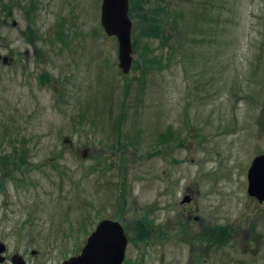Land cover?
<instances>
[{
    "label": "rangeland",
    "instance_id": "1",
    "mask_svg": "<svg viewBox=\"0 0 264 264\" xmlns=\"http://www.w3.org/2000/svg\"><path fill=\"white\" fill-rule=\"evenodd\" d=\"M150 1L170 42L142 38L133 11L123 74L102 0H0V231L43 264L80 255L104 218L125 227V264H264V202L247 191L264 0ZM145 58L160 64L144 75Z\"/></svg>",
    "mask_w": 264,
    "mask_h": 264
},
{
    "label": "water",
    "instance_id": "2",
    "mask_svg": "<svg viewBox=\"0 0 264 264\" xmlns=\"http://www.w3.org/2000/svg\"><path fill=\"white\" fill-rule=\"evenodd\" d=\"M101 24L109 37H116L119 44V64L123 74L133 66V22L130 18V0H102ZM16 25V23H14ZM65 143L71 142L67 138ZM248 192L260 202H264V154L255 158L249 168ZM186 196L183 203H190ZM80 255L65 260L63 264H123L128 245L124 227L119 222L102 220L88 238Z\"/></svg>",
    "mask_w": 264,
    "mask_h": 264
},
{
    "label": "trees",
    "instance_id": "3",
    "mask_svg": "<svg viewBox=\"0 0 264 264\" xmlns=\"http://www.w3.org/2000/svg\"><path fill=\"white\" fill-rule=\"evenodd\" d=\"M143 1L145 2H151L150 0H131V9H130V12H131V15L132 13L136 12V16L138 17V19H140L139 21L141 22L140 23V27H139V32H140V36L142 38L144 37H147L148 39H159L160 41H162V44L163 46L167 43H169V36H166L164 34V28L167 24V21H166V15L162 16V14L165 12H163V9L161 7H156L155 8V11H157L156 13L153 11V13L151 11H149L147 14L144 12L145 9H143ZM33 6H35L34 2H33ZM134 11V12H133ZM10 15L11 12L9 11ZM158 13H162V14H158ZM61 26V25H60ZM30 34L31 36L33 37L34 35V31L31 29L30 31ZM31 37V38H32ZM135 40V38H134ZM134 47H136V41H134ZM149 49L146 50V54L148 55L149 53ZM138 62H136L137 64ZM144 65H141L140 63H138L139 65V68L141 70V72L145 75L146 72H148V70H150L152 68V66L154 67L155 64H160V62L158 61V59H148V58H145V60L143 61ZM162 67V66H160ZM140 80V83L141 84H144L142 82L141 79ZM130 87H131V84L129 83L127 85V92L130 90ZM119 125H117V127L114 129L116 130L117 132L120 130L119 129ZM117 134H121V132L117 133ZM162 136V138H161ZM160 136V141L159 142H169L170 140V136L169 138H166L164 134H161ZM9 159V157H6L4 158V161L2 162H7ZM20 161H21V165H23L25 163V158L23 156H21L20 158ZM229 227L227 228H217L215 231L212 232V237L211 239L213 238V241H215L214 243H218V244H224L225 243V240H228V236L230 235V232ZM227 238V239H226Z\"/></svg>",
    "mask_w": 264,
    "mask_h": 264
},
{
    "label": "flooded vegetation",
    "instance_id": "4",
    "mask_svg": "<svg viewBox=\"0 0 264 264\" xmlns=\"http://www.w3.org/2000/svg\"><path fill=\"white\" fill-rule=\"evenodd\" d=\"M8 58L9 57L7 54L3 56L0 55V62H2L4 65H7L6 63L8 62ZM11 62L12 59H10V63ZM188 193V195L191 196V190H189ZM13 232H15L14 229ZM27 236H29V234ZM28 238L30 241L36 239V237L33 238L30 236ZM38 256L39 252L35 246L24 248V244L22 243V241L12 242L7 239V234L5 232L0 231V264H43L42 260L37 258ZM125 261L126 259L124 260L123 264H125Z\"/></svg>",
    "mask_w": 264,
    "mask_h": 264
}]
</instances>
